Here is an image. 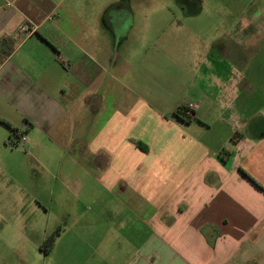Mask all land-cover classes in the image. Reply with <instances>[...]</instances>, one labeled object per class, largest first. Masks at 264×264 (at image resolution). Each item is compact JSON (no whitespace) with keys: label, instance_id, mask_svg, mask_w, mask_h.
<instances>
[{"label":"crops","instance_id":"crops-1","mask_svg":"<svg viewBox=\"0 0 264 264\" xmlns=\"http://www.w3.org/2000/svg\"><path fill=\"white\" fill-rule=\"evenodd\" d=\"M112 2L90 25L80 0L77 8L0 0V146L24 143L34 159L36 148H57L60 175L93 196V213L80 209V246L89 242L80 264H264V136L255 133L259 111L243 73L244 47L264 36V0L214 13L224 22L220 40L236 43L233 61L228 44L215 57L219 44L198 37L201 29L173 33L168 82L159 77L165 51L130 40L136 15L127 29L115 26L120 4L131 1ZM23 23L37 33L19 36ZM181 62L199 77L185 70L181 79ZM164 83L176 100L166 99ZM182 107L193 108L191 122L175 116ZM213 124L226 136L223 151L210 139ZM90 178L96 186L86 189ZM19 233L0 234V264H12L7 249L28 264L15 242L31 235Z\"/></svg>","mask_w":264,"mask_h":264},{"label":"rangeland","instance_id":"rangeland-1","mask_svg":"<svg viewBox=\"0 0 264 264\" xmlns=\"http://www.w3.org/2000/svg\"><path fill=\"white\" fill-rule=\"evenodd\" d=\"M72 1L66 0V6L77 8ZM112 1L114 0H80V20L92 25L95 15L100 11L114 9L115 5L113 6ZM129 1H131L127 4L129 10L136 15L130 40L134 46L156 44L160 51H165V54L159 57V62L164 61L163 65L166 68L162 71L163 73L159 71V77H164V82H168V76L171 77L168 71L173 70L172 60H170L173 59V33L183 28L201 29L207 32V34H199L198 37L207 41H210L211 37L216 38V43L219 45L213 47L215 57H220L218 53H221V50L224 51L228 44L230 46L227 59L229 62L232 60L231 57L237 55V51L233 49L236 48V43L228 38L226 43L220 40L224 22L214 13L240 14L252 5L251 0H201L203 11L207 14L194 19L185 18L177 9L175 0ZM211 30L219 34H209L208 31ZM183 33L186 32L177 33L182 34L179 35L180 38L177 35V42H183L186 39L187 34ZM244 48L245 86L249 83L254 90V104L250 108L253 111L256 109L259 111V119L257 120L255 116L253 120L255 124H258L255 126V133L264 136V36H260L255 46L249 44ZM185 70L192 76L199 77L197 70L194 73V67L191 68L189 64L181 62L178 71L181 79L185 80ZM146 80L147 85L153 84L151 78L148 77ZM162 85L166 99L176 100L170 96V86L167 83ZM181 93L180 87L178 94L181 95ZM245 109L247 110V104ZM221 130L220 126L213 124L209 136L215 148L218 147L223 151L226 149L224 139L226 136ZM34 155L36 159L31 156L24 143L15 147L10 145L8 149L0 146V234L6 238L18 236L21 235L19 230L22 229L24 233L31 235L27 240L20 239L21 242H15L16 247L24 248L22 252L25 253L28 264H80V249L83 248L85 252L89 249L88 240L80 246V230H83L80 228V209L84 208L87 214H92L93 211L90 209L94 207L93 196L89 193L88 196L81 195L82 191H79L72 181L60 175L64 158L57 148H36ZM45 163L49 166V171L42 167ZM90 179L86 180L87 185L84 188L91 189L96 186ZM87 207H90V211ZM57 231L61 233L55 248L51 254H47L41 249V245ZM6 253L9 254L12 264H18L13 260L16 253L10 249H7Z\"/></svg>","mask_w":264,"mask_h":264},{"label":"flooded vegetation","instance_id":"flooded-vegetation-1","mask_svg":"<svg viewBox=\"0 0 264 264\" xmlns=\"http://www.w3.org/2000/svg\"><path fill=\"white\" fill-rule=\"evenodd\" d=\"M177 9L183 13L184 16L194 15L203 11L201 0H175ZM128 3L120 4L122 7L121 14L125 16L115 21V26L119 30L127 29L128 25L132 22V12L128 11Z\"/></svg>","mask_w":264,"mask_h":264},{"label":"trees","instance_id":"trees-1","mask_svg":"<svg viewBox=\"0 0 264 264\" xmlns=\"http://www.w3.org/2000/svg\"><path fill=\"white\" fill-rule=\"evenodd\" d=\"M189 108L188 107H182L179 108L178 110H176L175 112V116L180 119L183 120L187 123L192 121V117L191 115L188 114ZM0 123H4L6 124V122L2 119H0ZM14 134L16 135L17 132H14ZM60 231L54 232L53 234H51L41 245V249L44 250L47 254L50 253L55 245H56V241L60 235Z\"/></svg>","mask_w":264,"mask_h":264},{"label":"built area","instance_id":"built-area-1","mask_svg":"<svg viewBox=\"0 0 264 264\" xmlns=\"http://www.w3.org/2000/svg\"><path fill=\"white\" fill-rule=\"evenodd\" d=\"M38 31V27L29 23H23L19 30H18V35L23 36L26 38H29L33 35H35ZM193 108L189 109L188 114L193 116ZM17 135L19 136V139L22 141H27V138L21 133L18 132Z\"/></svg>","mask_w":264,"mask_h":264}]
</instances>
